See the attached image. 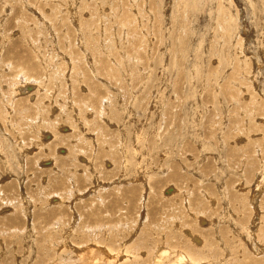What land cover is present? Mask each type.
I'll return each mask as SVG.
<instances>
[{
	"label": "rangeland",
	"instance_id": "374dc122",
	"mask_svg": "<svg viewBox=\"0 0 264 264\" xmlns=\"http://www.w3.org/2000/svg\"><path fill=\"white\" fill-rule=\"evenodd\" d=\"M95 243L264 264V0H0V264Z\"/></svg>",
	"mask_w": 264,
	"mask_h": 264
},
{
	"label": "bare ground",
	"instance_id": "6f19581e",
	"mask_svg": "<svg viewBox=\"0 0 264 264\" xmlns=\"http://www.w3.org/2000/svg\"><path fill=\"white\" fill-rule=\"evenodd\" d=\"M23 89V88H22ZM35 90V89H34ZM22 91V90H21ZM30 91V90H29ZM141 174V173H140ZM130 190V189H129ZM167 191L169 192V191H171L170 189H167ZM127 192H129V191H127ZM130 194V193H129ZM128 194V195H129ZM132 194V193H131ZM124 195V194H123ZM186 201V200H185ZM184 201V202H185ZM202 220V219H201ZM208 224V223H207ZM214 224V223H213ZM209 225V224H208ZM84 229V228H83ZM88 230V229H87ZM196 230V229H195ZM87 232V231H86ZM91 233V232H90ZM94 233V232H93ZM96 233V232H95ZM84 234V233H83ZM93 235V234H92ZM105 235H107V233L105 234ZM189 235V234H188ZM66 237V236H65ZM88 237V236H87ZM94 237L96 238V236L94 235ZM93 237V238H94ZM102 237V236H101ZM85 238V237H84ZM94 238V239H95ZM88 239V238H87ZM97 239V238H96ZM107 239V238H106ZM92 240V239H91ZM192 240L194 241V243H197L198 241H197V238H195V237H193L192 238ZM95 242H97V241H95ZM180 243V242H179ZM95 244H97V243H95ZM97 245H99V244H97ZM97 245L95 246V245H89L88 244V246H90V248L89 247H86V246H84V249H81L80 251V258H81V260H88V262L87 263H89V264H107V263H105L103 260H105V259H107V258H110V256L109 257H106V256H104V247L103 246H100V247H97ZM161 246H164V245H161ZM165 246H167V245H165ZM178 247V246H177ZM108 250V249H107ZM109 251V250H108ZM125 252V249H121V252ZM260 251V250H259ZM79 252V251H78ZM110 252V251H109ZM179 252V251H178ZM128 253V252H127ZM182 253V252H181ZM262 253V252H261ZM114 254V253H113ZM116 255V254H115ZM121 255H123V254H121ZM171 255H172V253H171ZM169 256V255H168ZM117 257V256H116ZM119 257V256H118ZM170 257V256H169ZM179 257V256H178ZM79 258V257H78ZM79 258V259H80ZM121 257H119V259H120ZM116 260V259H115ZM167 260V259H166ZM188 260V259H187ZM103 261V262H102ZM142 261H144V260H142ZM211 261V260H210ZM83 262V261H82ZM123 262V261H122ZM121 261H118L117 263H111V264H121L122 263ZM183 262V261H182ZM212 262H213V260H212ZM215 262V261H214ZM220 263V262H219ZM80 264H82V263H80ZM128 264V263H127ZM143 264V263H142ZM149 264V263H148ZM150 264H159V262H156V261H151L150 262ZM162 264H174V262H170V263H164V262H162ZM191 264H194V262L193 261H191ZM227 264H229V263H227Z\"/></svg>",
	"mask_w": 264,
	"mask_h": 264
}]
</instances>
